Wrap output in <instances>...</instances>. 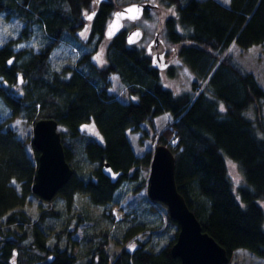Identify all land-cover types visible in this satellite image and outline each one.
Listing matches in <instances>:
<instances>
[{
    "label": "trees",
    "instance_id": "obj_1",
    "mask_svg": "<svg viewBox=\"0 0 264 264\" xmlns=\"http://www.w3.org/2000/svg\"><path fill=\"white\" fill-rule=\"evenodd\" d=\"M93 1L0 0V14L25 23L16 42L0 47V75L10 83H17L22 75L23 95L15 97L0 87V96L14 115L34 124L41 119L58 122L74 173L57 194L69 205L75 195L85 194L118 224L112 205L120 183L141 179L134 191L148 187L142 171L144 166L150 171L153 155L138 156L129 137V132L147 136L145 124L156 144L174 154L178 190L203 231L226 249L230 260L239 248L264 258V209L260 205L264 200V88L254 73L228 53L231 45L248 50L264 43V0H230L229 5L220 0H161L174 9L164 20L165 39L177 46V57L194 74L190 89L180 94L162 83L160 68L144 48L127 43L124 29L106 38L116 8L111 1H101L96 7ZM86 21L90 32L82 40L79 31ZM34 25L42 30L45 49L16 50L19 41L29 40L27 29ZM104 41L106 61L98 66L93 56ZM64 44L78 47L81 55L72 66L57 70L50 54ZM174 69H168L170 77L175 76ZM111 74L118 75L135 100L125 103L110 92ZM165 113L171 120L159 131L156 119ZM89 122L98 127L101 140L82 129ZM28 143L6 127V121H0V264H77L67 246L47 245L41 224L50 215L59 216L58 210L41 211L36 224L22 210L35 195L32 186L39 157L32 142ZM226 157L237 164L243 178L237 194ZM104 163L123 173L116 184L102 173ZM72 216L78 222L90 219L76 212ZM167 222L177 225V231L158 252L126 246L111 261L105 251L110 230L105 229L91 237L93 244L83 264H180L171 254L179 224L169 215ZM26 223L29 227L23 228ZM122 225L125 241L143 231L140 225ZM29 238L31 247L47 254L32 252L26 245Z\"/></svg>",
    "mask_w": 264,
    "mask_h": 264
},
{
    "label": "rangeland",
    "instance_id": "obj_2",
    "mask_svg": "<svg viewBox=\"0 0 264 264\" xmlns=\"http://www.w3.org/2000/svg\"><path fill=\"white\" fill-rule=\"evenodd\" d=\"M116 10L135 3H151L156 6L150 9L148 15L145 14L138 20H125L123 22V29L126 34L135 27H139L143 31L142 39L136 44L144 48L147 53L155 57L156 53H160L167 63L160 68V75L162 83L170 88L175 94L183 93L190 89V85L194 80L192 71L177 57V46L166 41L164 35V20L167 15L174 14L172 7H166V2L161 0H110ZM222 3L229 5L230 0H220ZM100 0H94L93 4L96 7ZM115 10V11H116ZM89 16V15H88ZM88 20L90 18L88 17ZM25 28V23L16 17H7L5 14H0V47L9 43L16 42L20 37L21 31ZM28 41H19L15 46L16 50L21 48H28L33 52H38L45 49L47 41L43 37L41 28L38 26H29ZM90 32V22L86 21L84 27L79 31V36L85 40ZM159 34L160 44L156 48L154 46L156 34ZM107 42L104 41L99 47L98 51L93 56V61L98 66L105 64V47ZM234 59L240 63L246 70L254 73L259 84L264 88V43L260 46L252 47L244 50L239 46L231 45L228 50ZM81 50L71 44H64L54 49L50 54L52 66L59 70L63 66H72L79 56ZM175 68L174 77H170L168 69ZM110 80L112 88L110 92L117 96L120 100L127 103L135 100V97L130 96L127 90L121 83L118 75L111 74ZM0 87L5 88L15 97H21L24 89L23 85L10 83L0 75ZM171 120L170 114L165 113L157 117L156 125L160 131L165 127L168 121ZM0 121H6V127H11L17 132L18 137L31 143L33 138L34 123L27 117L22 115H14L11 106L7 101L0 96ZM82 129L93 137L101 140L102 136L98 127L93 122H89L82 126ZM143 129L148 133L147 136L143 132L132 133L129 132V137L133 145L135 153L140 157H147L153 155L154 148L157 146L155 139H153V131L147 125H143ZM28 143V144H29ZM28 151L31 152V147L28 146ZM229 177L233 183L234 191L237 194V188L242 184L243 178L239 171L237 164L230 158L226 157ZM84 164L83 161L80 162ZM142 177L147 178L149 174L148 168L144 166ZM142 180L131 182L123 180L117 191L116 198L112 205V212L115 216L122 214L123 220L115 224L110 221L105 208L93 205L90 199L85 194H77L71 201L70 205L66 200L57 194L51 201H44L37 196H33L26 205L22 208L30 223L37 222L39 214L43 210L51 208L60 212L59 216H48L41 227L47 233V245L53 247L58 245L59 249L65 246L69 248L71 253L75 256L77 264H83L87 259V253L93 244L92 238L101 230H110L109 242L105 247V251L110 256L112 261L122 249L126 246H133L136 248H143L158 252L165 247L171 240L174 239L177 225L169 224L167 222L168 209L165 205L157 203L152 204L147 197V187L142 186L136 192L134 187L140 184ZM240 200L239 196L237 195ZM241 201V200H240ZM264 209V200L260 202ZM115 211V212H114ZM81 213L85 218L87 214L90 219L76 221L73 218V213ZM69 221V222H68ZM117 221V220H116ZM133 225H140L143 231L140 232L134 239L125 241L121 235L123 223ZM30 223L23 224V228L29 227ZM31 227V226H30ZM32 238L26 242L30 246L32 252L41 255H46V252H40L35 247H31ZM229 264H264V258L258 257L251 251L239 248L232 252V257Z\"/></svg>",
    "mask_w": 264,
    "mask_h": 264
},
{
    "label": "water",
    "instance_id": "obj_3",
    "mask_svg": "<svg viewBox=\"0 0 264 264\" xmlns=\"http://www.w3.org/2000/svg\"><path fill=\"white\" fill-rule=\"evenodd\" d=\"M154 8L156 6L151 3H135L117 9L107 26L106 38L111 39L122 31L125 20H138L147 9ZM91 16L92 14L89 15ZM142 37V29L135 27L126 34V41L129 45H136ZM159 44L157 33L154 46L157 48ZM12 62L13 58L8 61V66ZM166 63L167 59L160 53L155 54L154 66L161 68ZM23 80L22 75L18 76V85ZM32 145L39 152L32 191L39 199L51 201L74 173L65 156L58 122L54 119L38 120L33 128ZM101 170L113 184L123 174L114 171L109 163H104ZM175 171L176 158L172 151L165 145H157L150 165L147 197L153 203L165 205L169 217L179 224L176 241L171 247L172 256L179 258L180 264H229L230 257L226 249L203 231L200 221L179 192Z\"/></svg>",
    "mask_w": 264,
    "mask_h": 264
},
{
    "label": "built area",
    "instance_id": "obj_4",
    "mask_svg": "<svg viewBox=\"0 0 264 264\" xmlns=\"http://www.w3.org/2000/svg\"><path fill=\"white\" fill-rule=\"evenodd\" d=\"M115 212V211H114ZM116 215V214H115ZM117 220H121L123 219L124 217L122 216V214H120L119 216H116Z\"/></svg>",
    "mask_w": 264,
    "mask_h": 264
},
{
    "label": "snow or ice",
    "instance_id": "obj_5",
    "mask_svg": "<svg viewBox=\"0 0 264 264\" xmlns=\"http://www.w3.org/2000/svg\"><path fill=\"white\" fill-rule=\"evenodd\" d=\"M89 18H91V17H89ZM223 110V109H222Z\"/></svg>",
    "mask_w": 264,
    "mask_h": 264
},
{
    "label": "flooded vegetation",
    "instance_id": "obj_6",
    "mask_svg": "<svg viewBox=\"0 0 264 264\" xmlns=\"http://www.w3.org/2000/svg\"><path fill=\"white\" fill-rule=\"evenodd\" d=\"M150 10V9H149Z\"/></svg>",
    "mask_w": 264,
    "mask_h": 264
}]
</instances>
